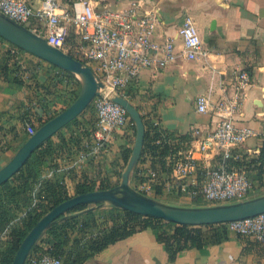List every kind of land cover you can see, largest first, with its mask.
Listing matches in <instances>:
<instances>
[{"label": "crops", "instance_id": "1", "mask_svg": "<svg viewBox=\"0 0 264 264\" xmlns=\"http://www.w3.org/2000/svg\"><path fill=\"white\" fill-rule=\"evenodd\" d=\"M28 1L36 8L42 3V0ZM57 1L59 14L71 8V0ZM132 1L138 0H97L100 8L112 11L127 8ZM142 1L159 18L154 40L163 44L167 39H173L178 52L176 62L165 69H143L136 84L130 88L133 104L142 116L147 122L156 121L163 129L180 135L192 137L195 128L202 129L204 133L212 132L221 119L213 112H198L197 98L206 96L215 105L221 98L231 96L236 76L246 70L251 74V85L246 89V99L236 121L239 126H250L256 135L242 147L232 150L249 158L259 155L264 143V0ZM190 17L198 28L203 47L209 52L206 58L190 61L184 54L179 30L184 20ZM30 27L46 31V27L37 20H33ZM70 33L69 43L75 46L79 39L73 28H70ZM8 44L2 43L9 48ZM22 62L30 70L24 74L25 85L9 84L0 79V125L6 130L14 128L17 131L16 138L8 136L4 139L0 133V145L8 141L12 147L2 154L0 168L13 157L17 151L15 149L29 138L25 129L28 123L23 120L25 115L30 113V123L37 127L38 120L45 121L56 115L71 103V96L81 90L75 77L62 73L46 61L28 53L22 55ZM42 85L49 87L51 94ZM84 114V128L91 130L94 124L91 117L95 114L93 105ZM131 128L115 130L100 155H90L82 164H79V156L88 151L87 146L92 145L93 134L91 138L83 139L86 150L76 149L72 155L66 154L58 159L57 173L65 176L71 195H74L75 186L83 176L98 184L104 178L114 184L120 181L122 152L132 149L135 142V131ZM73 130V126L69 125L62 132L69 136ZM57 135L53 137L56 141L59 139ZM195 157L199 159L200 169L203 164H219L216 155L206 157L195 153ZM54 172L50 168L47 177H53ZM172 176L173 172H161L166 183ZM201 181L199 169L186 180L189 185ZM254 183L258 187L257 182ZM166 200L185 205L196 204L176 194ZM86 264H264V247L251 238H242L230 232L221 244L187 250L175 262H171L164 245L157 241L155 231L148 229L110 246Z\"/></svg>", "mask_w": 264, "mask_h": 264}, {"label": "built area", "instance_id": "2", "mask_svg": "<svg viewBox=\"0 0 264 264\" xmlns=\"http://www.w3.org/2000/svg\"><path fill=\"white\" fill-rule=\"evenodd\" d=\"M71 2V8L59 14L57 0H42L39 8L28 0H0V11L30 29L31 22L37 20L46 27V31L32 29L34 32L91 67L105 82L107 91L93 100L96 129L92 145L87 146L88 151L79 156V164H82L88 156L100 155L111 133L132 125L126 110L109 100V93L115 91L129 100V89L136 84L143 69H165L176 62L178 52L173 39H167L163 44L154 40L160 24L159 18L142 0L132 1L127 8L117 11L100 8L97 0ZM183 23L179 35L186 58L191 61L208 57L209 52L203 47L192 18H186ZM70 28L74 29L79 39L75 46L69 43ZM11 52L16 53L15 50ZM235 82L232 95L221 98L215 105L206 96L197 98L198 112H213L221 120L212 132L204 133L200 128L193 129L190 143L192 147L188 152L181 153V158L175 161L173 176L168 183L161 177L160 170L153 167L150 158L147 162L141 161L137 173L135 172L136 179L133 177V186L138 192L163 201L176 194L202 205L242 200L254 193L255 183L248 172L228 170L223 162L215 166L203 164L202 181L194 185L186 182L199 169V159L195 157V153L206 157L222 156L226 161L232 156L233 148L242 147L256 135L250 126H239L236 121L246 99V89L251 85V74L243 70L236 76ZM153 124L160 126L156 121ZM25 129L29 137L37 131L31 123ZM236 158L239 159V156ZM148 162L151 165L147 166ZM158 187L163 188L161 194L157 193ZM221 225L231 233L251 238L264 247V214ZM28 260L31 264H61L59 259L48 254H35Z\"/></svg>", "mask_w": 264, "mask_h": 264}, {"label": "trees", "instance_id": "3", "mask_svg": "<svg viewBox=\"0 0 264 264\" xmlns=\"http://www.w3.org/2000/svg\"><path fill=\"white\" fill-rule=\"evenodd\" d=\"M2 43H7V41L0 38V79L9 84L25 85L26 80L23 77L29 69L23 64L22 55L28 53L10 45V43L8 44L9 48L4 47ZM14 50L16 53L11 52ZM58 70L62 72V70ZM62 73L70 75L64 71ZM45 86L42 85L51 94L49 87ZM78 96L79 91L71 96V103H68L66 108ZM129 100L134 102L132 96ZM56 115L45 121L38 120L36 129L38 130ZM84 115L70 124L74 130L70 132L69 136L64 135L62 131L59 132L57 141L55 138L47 141L39 150L31 154L32 156L25 166L13 179L0 187V264H13L21 244L30 231L46 214L62 203H66L76 195L87 194L98 189H112L119 184L120 181L114 184L106 178L98 184L87 176H83L75 186L74 195H71L65 176L57 173L58 159L66 154L72 155L76 149L78 151L86 150L83 139L91 138L96 129V115L93 114L91 117V122L94 123L91 130L84 128L86 126L83 122ZM23 120L26 123L32 122L30 113L25 115ZM143 121L146 126V136L142 162H147L150 158L155 169L162 173H172L175 161L181 158V153L188 152L192 138L165 130L161 126H155L153 123L147 122L144 116ZM131 127L136 131L133 124ZM0 133L4 135V139H7L8 136L15 138L17 136L16 129L6 130L1 125ZM7 142L3 146L0 145V160L4 152L12 149ZM1 143L2 141H0ZM122 153L123 164L119 177L132 152L131 149H125ZM237 156L239 159L236 158ZM218 162H223L228 170H246L258 184V187L254 188V193H260L264 189V143L260 154L255 157L249 158L247 155L243 156L241 153L233 151L232 156L226 161L222 156H219ZM50 168L55 171L51 178L47 177ZM199 171L202 176L203 169L199 168ZM133 177L135 178L136 174ZM162 192L163 188L158 187L157 193L161 194ZM92 207L93 205L80 206L71 211V213H83L61 221L48 230L35 246L31 256L48 254L59 259L61 264H86L95 255L119 241L151 229L155 231L157 241L164 245L170 261L175 262L178 256L187 250L203 249L210 244H221L230 235L229 229L221 224L190 227L141 217L121 208L109 207L89 210ZM27 264H31V261L28 260Z\"/></svg>", "mask_w": 264, "mask_h": 264}, {"label": "water", "instance_id": "4", "mask_svg": "<svg viewBox=\"0 0 264 264\" xmlns=\"http://www.w3.org/2000/svg\"><path fill=\"white\" fill-rule=\"evenodd\" d=\"M0 38L10 45L27 52L54 67L67 72L80 83L77 99L57 116L49 120L13 154L0 168V187L9 182L25 166L36 150L56 136L65 127L81 117L93 104V100L107 91L103 79L82 61L51 45L43 36L16 22L0 11ZM110 101L120 104L128 113L135 127V142L131 155L123 169L120 182L112 189L76 195L46 214L30 231L21 244L13 264H27L30 255L41 238L61 221L83 212L71 213L80 206L121 208L141 217H149L183 226H210L243 221L264 214V192L245 199L213 205H185L163 201L138 192L133 186V176L142 161L146 126L143 116L131 101L115 91L108 95ZM87 212V211H84Z\"/></svg>", "mask_w": 264, "mask_h": 264}, {"label": "rangeland", "instance_id": "5", "mask_svg": "<svg viewBox=\"0 0 264 264\" xmlns=\"http://www.w3.org/2000/svg\"><path fill=\"white\" fill-rule=\"evenodd\" d=\"M95 110V109H94ZM262 192V191H261ZM264 192V191H263ZM257 194H260V193H253V195H257Z\"/></svg>", "mask_w": 264, "mask_h": 264}]
</instances>
